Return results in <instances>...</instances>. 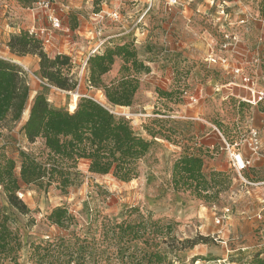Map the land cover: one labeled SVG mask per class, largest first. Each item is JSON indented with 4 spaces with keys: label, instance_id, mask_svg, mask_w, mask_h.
Segmentation results:
<instances>
[{
    "label": "rangeland",
    "instance_id": "1",
    "mask_svg": "<svg viewBox=\"0 0 264 264\" xmlns=\"http://www.w3.org/2000/svg\"><path fill=\"white\" fill-rule=\"evenodd\" d=\"M16 1L23 7L24 21L40 12L32 0ZM169 1L152 0L145 35L134 24L132 40L115 37L105 42V47H112L132 41L140 59L151 67L150 73L138 74L140 88L129 107L109 103L102 88L88 83L86 69L90 51L122 25L105 19L98 35L91 26L93 11L120 10L127 18L123 5L112 8L110 0H69L70 7L61 13L70 31L54 30L51 43L43 46L52 57L63 53L72 58V72L80 83L72 91L42 77L39 65L33 63L34 58L39 62L38 56L11 51V35L27 30L28 25H17L4 13L0 58L20 64L30 87L21 118L0 123V153L16 160L19 178L21 152L44 164L49 158L43 138L31 143L22 133L38 94H44L51 106L68 110L76 107L81 96L93 97L126 118L151 146L138 163V176L130 181L112 173L93 174L89 160L80 159L64 163L71 173L67 185L59 177L51 183L45 180L43 186L22 183L17 194L27 213L12 205L0 186V221L8 216L13 245H21L1 258L0 264H252L257 255L264 258V183L248 186L237 178L230 150L217 131L251 159L246 176L264 181V103L242 100L240 96L247 97L248 91L232 83L239 81L223 64L208 61L212 51L226 54L264 88V0H226L234 16L225 26L216 22V10L208 9V0H194L188 18L178 15L169 22L174 10L180 14ZM40 22L49 26L46 19ZM223 30L239 34L240 54L222 48ZM123 61L117 58L113 70L103 76L106 84L118 81ZM129 69L134 73L132 65ZM194 95L199 97L197 102L192 101ZM253 129L258 130L261 143L256 151L249 144ZM182 155L203 159L204 174L219 183L218 194L215 189L199 196L174 188L172 168ZM59 207L66 213L57 224L50 214ZM224 215L226 219L218 223Z\"/></svg>",
    "mask_w": 264,
    "mask_h": 264
},
{
    "label": "trees",
    "instance_id": "2",
    "mask_svg": "<svg viewBox=\"0 0 264 264\" xmlns=\"http://www.w3.org/2000/svg\"><path fill=\"white\" fill-rule=\"evenodd\" d=\"M131 42H120L112 47H105V43L101 48H105L103 52L100 49L87 59L88 83L92 87L102 88L108 102L113 105L131 106L140 88L138 74L151 72V67L138 56L136 44ZM8 46L18 55L38 56L39 71L52 85L67 91L79 87V80L72 72V58L63 53L50 56L42 40L28 30L11 35ZM117 58L124 60L119 69L122 74L117 82L106 84L103 76L113 70ZM131 65L134 73L129 72ZM29 95L30 87L23 67L14 61L0 58V123L7 118L19 120ZM70 110L51 106L44 94H38L33 101L23 130L31 143L38 138L44 139L49 156L47 164L21 152L19 178L16 174V160L0 153V185L9 202L25 213L29 209L17 194L22 183L43 186L45 180L51 183L59 177L62 184L67 185L71 173L65 170L66 162L89 160L91 173H112L122 181H130L139 174L138 163L148 152L151 141L138 135L126 118L118 117L108 106L93 97L81 96L76 107ZM203 167L204 162L200 157H179L172 168L174 188L191 190L199 196L210 195L212 189L218 194L220 189H216L219 187L217 179L209 181ZM65 213L66 209L59 207L52 211L50 218L60 224ZM7 221L8 216L3 215L0 221V259L8 257L21 246L20 243L13 245V231ZM252 264H264V258L257 255Z\"/></svg>",
    "mask_w": 264,
    "mask_h": 264
},
{
    "label": "built area",
    "instance_id": "3",
    "mask_svg": "<svg viewBox=\"0 0 264 264\" xmlns=\"http://www.w3.org/2000/svg\"><path fill=\"white\" fill-rule=\"evenodd\" d=\"M4 6L7 8L10 5V0H3ZM58 0H34L33 7L35 9L40 10L39 13H43L44 18L49 23V26H36L33 25L31 28H28L30 34L35 35L39 39L42 40L43 44H50L52 41V38L54 36V30H65V32H69L70 28L64 26V22L62 20V17L58 15L56 5ZM170 5H176L179 4V0H171L168 2ZM152 8V0L149 1L148 6L146 7L144 13L137 19L135 25L138 28L141 35H145L146 33V24H145V17L149 14L150 10ZM218 17L216 18V22L220 24V26L230 25V16L229 11L226 6V0H222L219 3L218 6ZM110 19L112 22L121 23L123 20V14L120 10H113L110 13L105 12L103 9L99 11H93L91 15L92 23L95 26L96 33L98 35L101 34V28L100 25L103 24L105 19ZM245 22L244 19H241V23ZM222 48L223 49H231L233 52L240 54L237 51V46L240 43V36L237 32L231 30H223L222 31ZM106 40L101 41L99 44H97L91 51L90 54H94L96 52H99L100 49L105 44ZM208 61L212 63H221L224 65V68L229 70V72L234 75L235 79L239 81V83H234L236 86L240 88H244L248 91V96L243 97L240 96V98L244 101H249L254 104L258 103H264V88H260L258 86V83L256 79L250 75L249 73L244 71V68L240 66L239 64L235 63L232 64L230 62L229 57L226 54L222 53H212L208 57ZM27 69V67H25ZM199 100V97L194 95L192 97L193 102H197ZM219 134L222 136L225 145L227 146V149L230 150V159H231V166L234 168L237 174V178L240 179L242 183L248 186H254L263 184L264 181H256L251 179L250 177L246 176V171L249 169V167L252 165V161L249 157L244 156L242 152H239L234 148V146L231 145L229 141L226 140L222 132L217 129ZM258 130L253 129L250 136V142L249 144L252 146V149L256 151L260 146V138L258 135ZM228 212L229 209H226ZM222 219H226V215L222 216V218H218L217 222L220 223ZM218 261L221 262V259Z\"/></svg>",
    "mask_w": 264,
    "mask_h": 264
},
{
    "label": "crops",
    "instance_id": "4",
    "mask_svg": "<svg viewBox=\"0 0 264 264\" xmlns=\"http://www.w3.org/2000/svg\"><path fill=\"white\" fill-rule=\"evenodd\" d=\"M193 1L194 0H179V2H180L179 5L178 6L175 5L176 7L175 6L174 7L179 9L180 14H178V11L174 10V14L170 18L169 22H173L176 19H178L179 18L178 15L184 16L185 18H188V9H191L189 7V5H191V3ZM221 1L222 0H208L207 1L208 9L210 11L212 9L213 10L214 9L216 10V13L214 15L215 18H219L217 11H218L219 3ZM3 2H4L3 0H0V24L1 23L2 24L4 23V20H5L3 18L4 13H9L11 15L10 18L12 20H14V22L17 25H19V26H23L24 27V25L27 24L28 25L27 29L28 28H31L33 25L43 26V23L40 22L43 19H45L43 14L41 16H39V13L38 12L37 13H34V15L32 16L33 17V20H30L29 21L28 19H26L24 21V19H22V15L23 14L21 12V9H23V7L16 0L15 1H11V3H10V6H12L11 9L10 8L7 9L4 6ZM110 3H111L110 6L112 8H115L117 6L123 5V8L126 9V12L128 13L127 15L129 17L127 16V18H126L125 16H123V20L121 22L122 25H120L121 27L118 28L119 31L118 32H115V33H109V34H107L106 37H105L106 41H108V39L110 40V39L115 38V37H120L121 38V41L123 40V37L132 40L134 34H136L135 33L136 32L135 31L136 29H134L132 27V25H134L136 23L137 19L144 13L146 7L148 6V3L146 4V2L144 0H110ZM226 6H227L228 11H229L230 22H231L232 16H234L233 13H232V11H231V9H230L232 7H231V5L229 4L228 1H226ZM69 7H70L69 0H58L57 5H56V9H57L58 15L61 16V13L64 12V11H66ZM153 7L154 6L152 5V8ZM149 17H150V15H147L144 18L145 19L144 21H145L146 26H147V21L149 20ZM90 20H91V26H92V28L93 29H96L95 26L92 23L91 17H90ZM40 23H42V24H40ZM93 29L90 32V34H92V35H94V30ZM146 30H147V27H146ZM108 32H111V31H108ZM108 43H110V42L108 41ZM28 56H30V55H28ZM33 63H34V65L36 67H38L39 62L35 58L33 59ZM195 78H196V75L194 74L192 80H195ZM22 133H23V136H24L25 140L28 141V139H27V137H26L25 132H24L23 129H22ZM209 252H215L216 253L217 251L214 250V249H211Z\"/></svg>",
    "mask_w": 264,
    "mask_h": 264
}]
</instances>
